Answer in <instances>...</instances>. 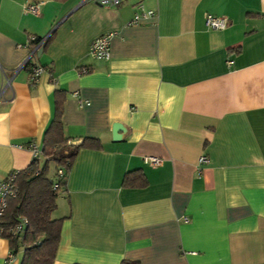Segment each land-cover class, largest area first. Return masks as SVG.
I'll list each match as a JSON object with an SVG mask.
<instances>
[{"label":"crops","instance_id":"crops-1","mask_svg":"<svg viewBox=\"0 0 264 264\" xmlns=\"http://www.w3.org/2000/svg\"><path fill=\"white\" fill-rule=\"evenodd\" d=\"M31 35L48 36L39 54ZM57 90L65 134L101 147L67 172L53 264H264V0H0V181L43 147ZM132 170L147 184L125 186ZM10 253L0 236V264Z\"/></svg>","mask_w":264,"mask_h":264},{"label":"trees","instance_id":"trees-1","mask_svg":"<svg viewBox=\"0 0 264 264\" xmlns=\"http://www.w3.org/2000/svg\"><path fill=\"white\" fill-rule=\"evenodd\" d=\"M233 51H238L234 48ZM61 94L55 93V114L43 137L42 153L29 166L17 172V194L8 201L6 220L13 222L22 215L27 218V227L20 237L9 239L13 255L21 253L18 264H53L60 241L63 218H53L57 198L64 191L67 172L81 148H100V141L86 137L73 142L64 132L60 118ZM56 164L54 178L48 177L50 162ZM64 171L58 176L57 170ZM57 183V187L54 184ZM125 186H144L147 180L141 170L127 172L123 178ZM78 264V263H75ZM120 264H139L138 261L123 259Z\"/></svg>","mask_w":264,"mask_h":264},{"label":"built area","instance_id":"built-area-1","mask_svg":"<svg viewBox=\"0 0 264 264\" xmlns=\"http://www.w3.org/2000/svg\"><path fill=\"white\" fill-rule=\"evenodd\" d=\"M96 3H99L103 6H115L120 4L123 0H92ZM24 10L37 14L39 6L37 3H30L24 6ZM151 15V11H142L140 14L135 15L133 22H137L140 16L146 17ZM205 24L210 29H224L228 25V19L222 15H214L211 13L206 14ZM113 32L105 33L93 39L90 44L89 54L95 59H107L109 57V42L110 38L113 36ZM48 36L38 37L31 35L29 37V43L32 46L31 55H35L39 50H42L44 47ZM230 63V61H229ZM83 72L88 71L87 68L81 69ZM44 72V67L39 63H34L31 65L30 80L32 82H37L41 74ZM31 153L33 159L39 157L42 153V148L35 142H30L27 147ZM145 161L149 162L152 165H158L161 162V159L156 156L145 157ZM208 158L206 156H200L199 162H207ZM18 171H10L6 176L0 181V236L6 239L12 237H20L26 230L27 227V218L25 216H18L13 222H8L6 218V211L8 208V201L10 198H13L17 194V185H16V176ZM58 176H63V169L59 168L57 170ZM57 183L54 184V187H57ZM15 259V255L10 253L7 262H12Z\"/></svg>","mask_w":264,"mask_h":264},{"label":"rangeland","instance_id":"rangeland-1","mask_svg":"<svg viewBox=\"0 0 264 264\" xmlns=\"http://www.w3.org/2000/svg\"><path fill=\"white\" fill-rule=\"evenodd\" d=\"M56 164L54 162H50L49 163V167H48V177L50 178H54L55 174H56Z\"/></svg>","mask_w":264,"mask_h":264},{"label":"water","instance_id":"water-1","mask_svg":"<svg viewBox=\"0 0 264 264\" xmlns=\"http://www.w3.org/2000/svg\"><path fill=\"white\" fill-rule=\"evenodd\" d=\"M41 51L39 50L38 52H37V54H39ZM119 129V125H115L114 127H113V130L114 131H116V130H118Z\"/></svg>","mask_w":264,"mask_h":264}]
</instances>
